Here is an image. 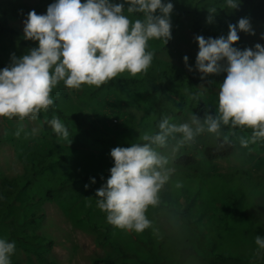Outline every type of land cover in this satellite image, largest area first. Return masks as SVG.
Masks as SVG:
<instances>
[{"label": "clouds", "instance_id": "1", "mask_svg": "<svg viewBox=\"0 0 264 264\" xmlns=\"http://www.w3.org/2000/svg\"><path fill=\"white\" fill-rule=\"evenodd\" d=\"M240 3L224 0L228 10ZM172 10L170 0H55L46 14L30 11L24 38L38 42V47L14 57L10 67L0 70V117L37 120L42 111L54 107L52 92L61 82L80 90L84 85L100 88L123 73L146 74L155 55L148 50L149 41L167 44L172 39ZM208 11L211 22L217 9ZM133 14L139 18L131 19ZM228 29L226 37H195L199 47L195 69L201 78L227 74L219 86L215 114L200 118L193 113L183 123L163 116L156 130L145 132L139 142L111 150L114 166L96 191V206L110 225L137 233L150 227L147 210L160 203V193L175 172L166 153L174 154L205 132L223 148L231 143L225 127L251 129L250 138H239L242 147L264 141V46L258 43L255 50L242 51L233 46L240 39L238 32L255 34L248 18L229 24ZM183 59L188 67V57ZM48 123L57 137L71 143L59 118L53 116ZM37 131L32 129V134ZM255 243L264 250V237L258 235ZM15 249V241L0 238V264H12Z\"/></svg>", "mask_w": 264, "mask_h": 264}, {"label": "rangeland", "instance_id": "2", "mask_svg": "<svg viewBox=\"0 0 264 264\" xmlns=\"http://www.w3.org/2000/svg\"><path fill=\"white\" fill-rule=\"evenodd\" d=\"M2 1H14L20 5L34 7L42 0H0V2ZM121 2L123 0H117L115 3ZM127 7L128 5L125 4V8ZM46 11L41 14H46ZM130 18L139 17L133 14ZM26 19H11L9 23L11 27L24 34V21ZM170 19L171 31H174L171 43L164 44L162 41L155 40L153 44L149 45L148 50L155 54L152 66L146 73L149 79H158L160 77L158 76L159 72L165 70V64L173 66L179 71H189V67H191V72H197L195 62L199 47L195 37L202 35L193 27L192 16L189 14L180 17L171 14ZM248 19L255 34L238 33L239 40L243 44L241 51L246 48L255 50V45L258 43L264 46V38H262L264 35L261 33V28L264 27L263 20L258 15H251ZM0 54L5 67H10L14 56L7 38H0ZM185 56L188 57V67H186L183 59ZM164 72L169 77H173L168 69ZM124 75L130 80L134 79L128 73H124ZM142 76L138 74L135 77L140 79ZM222 83L208 77H204L197 86L173 83L167 87L166 91V98L173 102H165L167 114L164 116L170 117L174 123L188 121L190 115L193 114L190 108L192 97L198 93L209 106L213 107V114H215L218 106L219 86ZM152 88L153 85L141 81V84L137 83L136 86L121 85L115 91L108 90L94 98H87L82 95V89L66 88L72 101L69 105L66 103L64 105L72 111L78 107L93 124L96 138L102 140V142H91L88 145L85 141L78 139L72 140L70 138L71 143H69L59 137L54 138L43 130L39 119L30 120L26 118L24 121H19L16 118L9 120L0 117V184L4 180L19 184L20 179L28 177L33 158L39 157L42 150L49 147L75 150L77 158L72 166L73 170L104 173L114 166L113 158L110 155L113 148L118 146L129 147L131 143L139 142L140 137L145 132L156 130V125L161 119L158 118L157 111L159 93L153 92ZM174 104H179L180 108H176ZM34 128L38 130L35 135L32 134ZM109 128H114V130L108 131ZM18 130L20 131L19 136L16 135ZM223 131L228 135L235 133L236 136V151L230 158L214 162H206L203 159L202 152L198 147L200 138L207 135L214 138L212 134L207 132L198 136L191 144L181 147L174 154L166 153L171 158L169 166L175 169L173 176L167 183L174 194L180 195L183 192L185 189L183 180L188 175L191 176V180L187 184V188L192 191L193 201L199 198H203L210 204L215 201L214 205L219 208L220 201L218 200L223 197L221 195L222 182H225L229 188L233 185L243 184L249 192V197L257 193L264 198V141L258 140L255 143H250L248 147H242L239 138H250L251 129L229 130L225 127ZM106 133H109V137L116 140L115 144L105 143ZM26 145L30 147L28 150ZM184 152L195 153L199 159V165L185 171L177 168L175 160ZM181 171H184L186 175L182 174ZM54 176L44 175L41 179L47 184L46 186L54 188L56 187ZM106 180L99 181V187L105 184ZM177 183L181 187L177 188ZM33 190L35 195L41 196L40 187L34 185ZM88 190H91L90 184L87 187L79 188L73 196L71 194H68L69 196L64 195L57 201L43 199L41 203L28 206L30 209L27 208L26 211L29 214H37L38 224L29 225L27 235L40 238L43 246L28 252L16 246L15 253L11 257L12 264H109L97 262L106 259L112 261L117 256L116 253L98 245L99 235L91 229L89 224L80 221L79 223L75 222L71 218L72 214L69 215V213L81 212L84 208H89L87 212H91L94 215L93 218L100 222L106 221V216L96 206V194L86 196L85 191ZM251 202L253 204L261 203V200H252ZM150 208L154 211L156 206H150ZM26 211L22 207L17 210L20 214ZM251 211H254V207L251 208ZM162 212L169 211L164 209ZM219 212L223 211L220 209ZM161 228L169 238L181 239L180 229L169 215H165ZM217 230L228 239L226 251H230L233 255L241 256L248 252L264 255V250H259L255 243L258 235L263 237L259 228L234 224L223 217H219ZM5 236H7L6 227H0V238ZM117 264L137 263L120 259ZM185 264L206 263L190 259Z\"/></svg>", "mask_w": 264, "mask_h": 264}, {"label": "trees", "instance_id": "3", "mask_svg": "<svg viewBox=\"0 0 264 264\" xmlns=\"http://www.w3.org/2000/svg\"><path fill=\"white\" fill-rule=\"evenodd\" d=\"M116 1L113 0V2ZM54 2L55 0H42L34 7L20 5L14 1L0 2V38L8 39L15 58H20L32 48L38 47V42L25 39L24 34L11 27L9 21L27 18V14L33 10L40 15ZM170 2L173 4L172 16L180 17L184 14L192 16L193 27L205 39L226 37L229 24L236 25L241 18H248L251 15H258L264 24V0H241L239 6L232 10L226 8L224 0H170ZM213 7L217 9V12L209 22L208 9ZM171 33L173 37L174 31ZM261 33L264 35V27L261 28ZM154 41H149V45ZM171 41L172 39L167 44H170ZM233 46L239 50L243 48L240 40ZM3 68H5V64L0 54V69ZM167 69L173 77H169L164 72ZM164 71L159 72L158 79H149L146 74H139V76L143 75L140 78L143 83L148 82L153 85L152 91L156 94L159 93L157 104L159 119L167 114L165 102L172 101L166 98L167 87L173 83L197 86L204 79V77L201 78L202 74L198 71H179L167 64H165ZM226 75V72H221L205 77L223 82ZM140 79L134 77L133 80H130L123 73L100 88L84 85L81 88L83 91L81 94L87 98H94L105 91H115L121 85L136 86L137 83L141 84ZM52 96L54 107H50L38 115L42 128L47 134L57 138L48 123L55 116L66 125L72 140L85 141L86 145L91 142H102L96 138L93 124L78 107L72 111L64 105V103L69 105L72 100L62 82L53 90ZM174 106L180 108L179 104H174ZM190 108L192 113L200 118H203L206 113L214 115L213 107L209 106L199 93L193 95ZM111 130L114 128H109L108 131ZM106 135L105 143L110 145L116 143V140L109 137V133ZM200 139L198 147L206 162L230 158L236 151L235 133L229 134L231 143L223 148H219V142L209 135L202 136ZM26 146L28 150L30 147ZM76 158L75 150L49 147L42 150L39 157L33 158L28 177L20 179L19 184L7 180L1 182L0 227L7 229V236L1 238L15 241L16 246L27 252L39 249L43 246L41 239L27 235L29 225L38 224L37 214H29L26 211L27 208L30 209L31 205L41 203L43 199L57 201L64 195L71 194L73 196L75 191L88 184L91 185V190L85 191L86 196L96 194L97 189L100 188L99 181L108 179L107 177L110 176V168L102 174L97 171L73 170L72 166ZM198 165L199 159L195 153L184 152L175 160V166L184 169V171ZM184 171L181 173L186 175ZM44 175H55L56 187L46 186L47 184L41 179ZM90 178H95L96 182L91 183ZM184 178L185 189L180 195L174 194L169 184L164 186L160 193V203L156 209L153 211L149 207L147 210L146 215L151 224L143 232L119 229L110 225L107 220L100 222L93 218L94 215L91 212H87L89 208L75 213H69V210L68 213L72 214L71 218L75 222L89 224L91 229L99 235L98 245L110 249L117 255L112 261L106 259L97 263L117 264L121 259L137 264H185L191 259L206 264H264V255L248 252L245 255L236 256L230 251H226L228 239L217 230V219L223 217L234 224L259 228L264 237V198L257 193L249 197V192L243 184L233 185L229 188L225 182H222L221 195L223 197L218 200L220 201L218 208L214 205L215 201L211 204L203 198L193 201L192 191L187 188L191 176L186 175ZM34 185L41 188V196L38 197L34 194ZM258 199L261 200V203L253 204L251 202ZM20 207L24 208L26 212L23 214L17 212ZM252 207H254V211H251ZM164 209L169 212H162ZM220 209L223 212H219ZM103 215L106 216L105 213ZM165 215H169L171 220L178 225L181 232L180 240L171 239L162 231V221L165 219Z\"/></svg>", "mask_w": 264, "mask_h": 264}]
</instances>
